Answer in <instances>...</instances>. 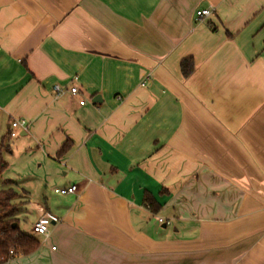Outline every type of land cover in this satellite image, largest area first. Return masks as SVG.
I'll return each mask as SVG.
<instances>
[{
    "label": "crops",
    "instance_id": "0c3cea01",
    "mask_svg": "<svg viewBox=\"0 0 264 264\" xmlns=\"http://www.w3.org/2000/svg\"><path fill=\"white\" fill-rule=\"evenodd\" d=\"M4 128L40 247L2 264H264V0H0Z\"/></svg>",
    "mask_w": 264,
    "mask_h": 264
},
{
    "label": "trees",
    "instance_id": "16d2710c",
    "mask_svg": "<svg viewBox=\"0 0 264 264\" xmlns=\"http://www.w3.org/2000/svg\"><path fill=\"white\" fill-rule=\"evenodd\" d=\"M194 69L193 57L182 60L181 70L185 77L191 75ZM5 142L6 138L4 137L0 143L1 147L5 146ZM68 148L69 144L67 143L62 147L59 154L65 153ZM7 167L8 162L0 152V178ZM4 183L7 187L0 189V264L18 255L31 254L40 247V240L22 231L18 225V204L15 202L18 194L14 186L15 182L6 180ZM145 201L154 212L158 211L160 205L150 194L147 193ZM15 223L16 226H14Z\"/></svg>",
    "mask_w": 264,
    "mask_h": 264
},
{
    "label": "built area",
    "instance_id": "2783aa9c",
    "mask_svg": "<svg viewBox=\"0 0 264 264\" xmlns=\"http://www.w3.org/2000/svg\"><path fill=\"white\" fill-rule=\"evenodd\" d=\"M213 14V10L211 8H203L196 11V15L199 18H205L208 16H211ZM54 91L57 95L62 96L65 94H71L73 96L80 94V87L78 85H63V84H55L54 85ZM85 100H80L81 104H84ZM27 120L26 119H14L10 123V130L9 135L11 137H15L19 133L20 127H26ZM56 192L61 194H69V193H75L78 190V186L76 184H71L67 186H60L57 187ZM42 209V208H41ZM59 219L57 216L44 212L42 216L35 222L34 224V230L37 233L48 235L50 232V225L53 222H57ZM160 222H163L164 219L162 217L159 218Z\"/></svg>",
    "mask_w": 264,
    "mask_h": 264
},
{
    "label": "rangeland",
    "instance_id": "374dc122",
    "mask_svg": "<svg viewBox=\"0 0 264 264\" xmlns=\"http://www.w3.org/2000/svg\"><path fill=\"white\" fill-rule=\"evenodd\" d=\"M4 130H3V132L0 130V143H1V139H2V133H4V135H5L6 132H8L7 129L4 128ZM9 139H10V137L8 138V141H9ZM6 140H7V134H6ZM1 150L2 149H1V146H0V152H1ZM26 220H27V222H29L30 219L29 218H25L24 221H23V224H22L23 226L25 225L24 223H26Z\"/></svg>",
    "mask_w": 264,
    "mask_h": 264
},
{
    "label": "water",
    "instance_id": "95a60500",
    "mask_svg": "<svg viewBox=\"0 0 264 264\" xmlns=\"http://www.w3.org/2000/svg\"><path fill=\"white\" fill-rule=\"evenodd\" d=\"M99 97H100V96L97 95V96L93 99V101H94V102H98V101H99V99H98ZM16 225H17V224L15 223L14 226H16Z\"/></svg>",
    "mask_w": 264,
    "mask_h": 264
}]
</instances>
